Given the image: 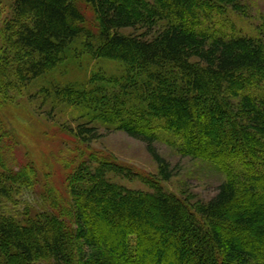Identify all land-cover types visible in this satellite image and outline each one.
Segmentation results:
<instances>
[{
  "label": "trees",
  "instance_id": "16d2710c",
  "mask_svg": "<svg viewBox=\"0 0 264 264\" xmlns=\"http://www.w3.org/2000/svg\"><path fill=\"white\" fill-rule=\"evenodd\" d=\"M234 18H252L241 0H13L0 30V264H264V15L252 34ZM26 105L75 140L58 185L9 131ZM100 127L144 142L157 174L81 147ZM159 132L222 176L212 198L164 188Z\"/></svg>",
  "mask_w": 264,
  "mask_h": 264
},
{
  "label": "rangeland",
  "instance_id": "374dc122",
  "mask_svg": "<svg viewBox=\"0 0 264 264\" xmlns=\"http://www.w3.org/2000/svg\"><path fill=\"white\" fill-rule=\"evenodd\" d=\"M241 1L249 6L252 18L245 21L237 18L232 20L238 32L252 34L260 15H264V0ZM12 2L13 0H0V30L4 20L10 13ZM83 13L87 20L91 22L90 13L87 10H84ZM29 106L26 105L22 109H18L21 118L16 115L15 121L11 124L8 123L11 126H9V131L21 140L24 148L27 149L26 152L30 153L31 158L35 161V165L40 169L42 168L43 172L50 173L53 176V183L58 185L62 180V176L60 178V175H57L58 171L62 170L59 164V156L69 153L71 149L73 150L75 140L67 136L59 125L45 123L40 120L42 116L39 117L35 113L33 115ZM58 118L60 125L69 121H66V116ZM6 120L8 122L7 118ZM36 122L41 123L37 124ZM98 135L96 140L88 145L83 144L81 147L84 146L87 150L99 152L148 177L157 174V165L147 151L144 142L123 132L106 130L104 127L98 129ZM157 136L158 140L153 144V147L168 163L172 174L169 181L163 183L164 188L175 195L181 194V190H186L194 194L200 201H208L212 198L215 195L217 186L223 179L222 176L198 161L177 154V149L171 144L174 138L170 135L159 132ZM4 148H6V144H4ZM113 182L132 191L147 192V188L139 181L130 182L114 178ZM25 198L31 199L28 195H25ZM31 203L34 204L33 198Z\"/></svg>",
  "mask_w": 264,
  "mask_h": 264
}]
</instances>
